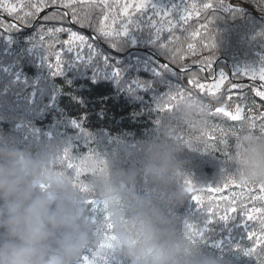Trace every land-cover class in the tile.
<instances>
[{
  "label": "trees",
  "instance_id": "obj_1",
  "mask_svg": "<svg viewBox=\"0 0 264 264\" xmlns=\"http://www.w3.org/2000/svg\"><path fill=\"white\" fill-rule=\"evenodd\" d=\"M187 2L193 0H168L165 8L171 9L173 17L178 20ZM194 2L200 4L203 0ZM223 2L235 9L221 5L213 11L212 17L209 14L212 18L209 33L214 35L215 48L201 49L198 45L196 54L185 53L181 64L215 57V71H210L207 79H201V82L209 83L213 75L218 78L219 72L223 71L228 80L222 85L221 93L227 95L231 83H238L244 86V91L252 100L260 104L261 101L252 92V87H258L260 82L246 81L247 77L234 73H241L240 67L244 64L264 66V0ZM53 12L57 13V19H44ZM65 12L68 15H64ZM151 15L152 9L149 8L135 17L127 34L113 39L99 36L92 30L96 27L98 9L92 16V28L86 23H74L71 9L62 6L25 22H16L14 18L0 14L4 24L17 23V28L9 31H3L0 26V140L35 151L43 145H38L41 139H37L36 134L39 132L46 138V144H49V137L72 135L73 147L70 150L67 144L63 147L67 148L71 159L75 153L99 156L129 171H135L136 164L123 146L162 138L157 128L165 131L167 127L163 125H172L174 134L183 144L186 139L184 133L191 131V125L179 119L174 101L182 98L178 96L182 89L185 90L184 95L191 92L201 97V94L189 85L188 76H183L178 69L181 65L164 66L170 65L169 53L166 48L160 47V41L155 37L148 19ZM202 19L190 21L183 37L195 30ZM55 28L66 31L45 36V45L52 43L54 52L61 51L56 41L66 40L70 32L85 36L86 43L92 45L94 52H89L85 46L78 59L75 50L70 51L63 46L62 68L59 72L54 71L47 47L37 40L41 29L47 33ZM181 34V30L176 32L178 36ZM167 35L164 33L162 39L166 40ZM190 42L184 39V47ZM112 43L116 46L113 47ZM142 48L149 52L140 50ZM52 62H55L54 55ZM205 75L198 72V78ZM173 96L177 98L173 100ZM207 100L211 102L210 107L219 106L213 98ZM169 104L172 106L166 107ZM255 111L264 112V106ZM242 121L248 122L253 131H264L261 126L264 121L248 120L247 113ZM242 121L232 122L222 116L208 115L206 126L195 133L203 140L194 139L189 142L190 146L181 148L178 157L185 169L181 183L192 181L194 191L203 203L198 206L189 195L175 211L192 223L204 254L222 258L226 264H264V249H258L254 255L245 253L250 242L246 239L245 226L240 225L241 217L222 220L219 215L223 213L218 212L210 219L205 207L213 198L229 194L227 189L217 194L211 188L222 186L223 179L228 175L238 174L236 138ZM214 125L235 135L225 138L220 133H214V138L210 139L205 132ZM87 171L82 173L81 181ZM136 173L137 189L143 191L145 180L142 169ZM88 200L91 201L89 210L92 214L101 215L99 200L94 195ZM105 264L118 263L108 255Z\"/></svg>",
  "mask_w": 264,
  "mask_h": 264
},
{
  "label": "clouds",
  "instance_id": "obj_2",
  "mask_svg": "<svg viewBox=\"0 0 264 264\" xmlns=\"http://www.w3.org/2000/svg\"><path fill=\"white\" fill-rule=\"evenodd\" d=\"M210 106L193 93L174 101L191 131L182 144L169 125L162 138L145 145L143 191L135 171L102 157L76 159L88 170L77 181L58 144L33 151L0 140V264H83L84 256L88 264H105L113 253L128 264H226L202 252L192 223L175 211L190 195L178 153L203 140L195 133L206 126ZM236 148L237 175L264 183V131L242 121ZM93 195L99 216L89 210Z\"/></svg>",
  "mask_w": 264,
  "mask_h": 264
},
{
  "label": "snow or ice",
  "instance_id": "obj_3",
  "mask_svg": "<svg viewBox=\"0 0 264 264\" xmlns=\"http://www.w3.org/2000/svg\"><path fill=\"white\" fill-rule=\"evenodd\" d=\"M221 5H226L233 8L231 4H225L223 0H203L202 3L197 4L191 2L186 4L179 19H175L172 15V10L168 8L158 7L153 0H0V14L7 17L14 18L16 22H25L27 20L35 19L39 13L44 12L50 7H60L64 9H71V18L74 23L87 24L92 28V16L99 10L95 24L96 27L92 30L106 38L119 39L121 36L127 34L130 25L135 20L136 16L141 15L147 9H152V15L148 17L155 33V37L160 41V47L168 50L170 65L165 67L181 65L178 69L184 75L188 76V83L193 89L201 94L202 98H213L215 103L219 106L209 107L208 115L216 117H225L232 122H240L247 119L253 122L258 120L264 121V112H256L261 106H264V66L259 69L243 70L241 73L234 75L247 77L249 80L255 82L259 81L258 87H252V92L261 103L257 104L244 91V86L238 83H231V87L227 90L228 94L221 93L222 85H225L228 77L225 72L220 71L217 76L211 77V82L202 83L201 79H207V74L215 69V57H205L204 59L194 62L192 64H181L184 59V54L195 55L199 48H215L214 35L209 33V24L211 19L209 14ZM64 15H68L67 12ZM57 13L53 12L50 16H45V20L57 19ZM202 22L198 27L190 32L187 37H183V32H187V26L190 21L196 19ZM0 26L3 31H9L17 28V23L4 24L2 17H0ZM183 26V28H182ZM181 30V35H176V32ZM66 30L63 28L49 29L47 33L41 31L38 35V43L45 45V36H54L55 33H62ZM167 33V39H162L163 34ZM184 39L192 42L187 43L184 47ZM87 38L83 35H78L76 32H70L68 38L63 41L57 40L56 43L61 47V51H53L52 43L45 45L48 49V56L50 66L54 71L59 72L62 68L63 46L72 51L75 50L79 54L83 53V47H87L89 52H94L91 44L86 43ZM163 41V42H162ZM115 47L116 44L112 43ZM54 55V63L52 62ZM198 72L205 73V77L198 78ZM191 94V92H188ZM235 93V95H233ZM185 90L182 89L179 97H183ZM177 96H173L175 100ZM172 105H166L171 107ZM264 130V124H261ZM214 133H220L225 138L235 135L234 132L226 131L219 125L211 126L205 132L209 138H214ZM68 151L65 150V157H68ZM69 167L75 170V177L80 181L83 172L86 171L85 161L81 160L78 163H69ZM187 191L191 194V198L198 206H201L203 201L200 196L194 194V186L192 181L186 180ZM81 190H86V186L80 184ZM229 190L228 195H222L223 191ZM212 192L219 195V199L213 198L205 205L209 217L215 216L218 212L223 213L219 215L222 220H229L236 216L241 217V223L246 229V239L250 242V246L245 249L247 255H254L258 249H264V183H252L242 175H228L223 179L222 186H215L211 188ZM91 203V201H88ZM88 256L83 257V262H88Z\"/></svg>",
  "mask_w": 264,
  "mask_h": 264
},
{
  "label": "rangeland",
  "instance_id": "obj_4",
  "mask_svg": "<svg viewBox=\"0 0 264 264\" xmlns=\"http://www.w3.org/2000/svg\"><path fill=\"white\" fill-rule=\"evenodd\" d=\"M153 2L158 6V7H162V8H165L166 7V3L168 2V0H153ZM183 7V6H181ZM245 66L244 67H240L241 71L243 70H251V69H259L260 66H257V65H253V64H244ZM165 127H168V125H163ZM157 128V127H156ZM157 130H159V134L163 135L164 134V131L161 129V128H157ZM34 137V136H33ZM36 138L37 139H41V142L38 143V145H46V138H44L43 136H41L40 132L38 134H36ZM48 143L49 144H58L62 150H67V148H63L65 144L68 145V148L69 150L73 147V142H74V138L72 135L68 136V137H63V138H58V137H54L51 139V137L48 138ZM149 141H146V142H143V143H138V142H132V143H129L127 144L126 146H123L127 153L130 154L131 156H133L134 160H135V166L136 168L138 166H142L143 167V164L145 162V159H146V156H145V151H144V148H145V145L148 143ZM69 153V151H68ZM86 154H78V153H75V156L74 158H70V154H68V157L66 158V162L69 164V163H78L79 160H76V159H79L80 157L84 156ZM89 156V155H87ZM91 156V155H90ZM105 160H108L106 158H104ZM110 161V160H108ZM98 163V161H97ZM184 166V165H182ZM135 168V172L139 171V169H142V168H138L136 169ZM87 170V169H86ZM185 170L184 168H182V171ZM73 172H75V170L73 169L72 170ZM86 177V175H83V178ZM199 185V184H198ZM200 190V189H199ZM194 194L195 195H198L195 191H194ZM191 195V194H190ZM218 200V199H217ZM240 225H242V223L240 222ZM109 256H113L114 257V260L115 262H117L118 264H120V262L124 261L126 262V258L124 257H115V254H109ZM117 258V259H116Z\"/></svg>",
  "mask_w": 264,
  "mask_h": 264
},
{
  "label": "water",
  "instance_id": "obj_5",
  "mask_svg": "<svg viewBox=\"0 0 264 264\" xmlns=\"http://www.w3.org/2000/svg\"><path fill=\"white\" fill-rule=\"evenodd\" d=\"M51 9H53V7H50V8H48V9H46L44 12H42V13H39L38 14V16L35 18V19H38L43 13H45L46 11H48V10H51ZM85 30V29H84ZM88 33H90V31L87 29L86 30ZM91 34V33H90ZM140 50H143V51H147V52H149V50H147V49H145V48H142V49H140ZM160 60H162V59H160ZM162 62H164L163 60H162ZM249 79H246V81H248Z\"/></svg>",
  "mask_w": 264,
  "mask_h": 264
}]
</instances>
